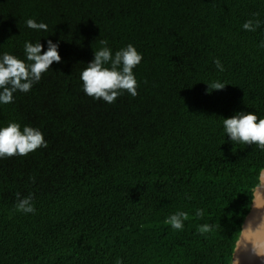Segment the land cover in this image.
Wrapping results in <instances>:
<instances>
[{
    "label": "trees",
    "instance_id": "16d2710c",
    "mask_svg": "<svg viewBox=\"0 0 264 264\" xmlns=\"http://www.w3.org/2000/svg\"><path fill=\"white\" fill-rule=\"evenodd\" d=\"M253 13L264 20V0H0V52L23 59L25 40L52 39L61 56L0 105V125L46 141L0 159V264H231L264 166V150L221 125L235 111L264 116V23L241 27ZM101 40L142 54L135 97L83 92ZM216 80L224 88L208 91ZM17 193L34 213L16 210ZM176 211L188 213L180 230L165 222Z\"/></svg>",
    "mask_w": 264,
    "mask_h": 264
},
{
    "label": "clouds",
    "instance_id": "9594fccd",
    "mask_svg": "<svg viewBox=\"0 0 264 264\" xmlns=\"http://www.w3.org/2000/svg\"><path fill=\"white\" fill-rule=\"evenodd\" d=\"M258 14L245 20L241 27L248 32H255L264 20ZM27 28L37 32H47L48 25L37 22L33 18L24 21ZM101 45L93 51V58L80 70L79 78L85 95L93 99L102 100L108 104L114 102L116 97L125 91L135 97L137 95V80L133 69L140 63L142 54L129 43L113 51L105 40L99 41ZM59 41L46 39L42 44L40 39L35 42L28 40L23 44V59L9 52H0V105L11 103L16 92H28L32 86L39 82L41 75L48 71L53 62L59 63L61 56L58 52ZM258 47L264 48V39L259 41ZM216 69L224 71L219 59H214ZM226 83L216 80L207 83L208 91L221 90ZM222 129L227 141L236 144L256 145L264 150V116L258 117L253 111H235L232 115L223 117ZM43 133L35 127L25 124L23 127L15 121L0 125V159L13 155H27L38 147H45ZM251 192L252 207L264 220V166L256 169L253 183L249 188ZM15 208L25 214L34 213L32 194L21 196L16 194ZM195 215H203L202 209H196ZM188 213L176 211L169 214L166 223L171 228L180 230ZM212 225L204 223L198 226L201 234L212 231ZM243 232V229H242ZM236 249L244 251L253 257L259 264H264V240L255 246L242 235L236 242ZM233 264H239V258Z\"/></svg>",
    "mask_w": 264,
    "mask_h": 264
},
{
    "label": "water",
    "instance_id": "95a60500",
    "mask_svg": "<svg viewBox=\"0 0 264 264\" xmlns=\"http://www.w3.org/2000/svg\"><path fill=\"white\" fill-rule=\"evenodd\" d=\"M243 229V232H242ZM239 238L243 235L246 240H250L255 246L261 240H264V220L260 219L259 214L253 209L252 203L248 213L245 216ZM239 258V264H259L253 257L244 251H238L236 245L233 252L232 263L234 259Z\"/></svg>",
    "mask_w": 264,
    "mask_h": 264
}]
</instances>
